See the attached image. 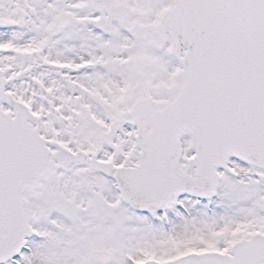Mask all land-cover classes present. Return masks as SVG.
<instances>
[{
	"label": "rangeland",
	"instance_id": "rangeland-1",
	"mask_svg": "<svg viewBox=\"0 0 264 264\" xmlns=\"http://www.w3.org/2000/svg\"><path fill=\"white\" fill-rule=\"evenodd\" d=\"M172 1L48 0L36 8L31 0H0L5 91L28 107L34 125L40 128L47 119L60 123L54 139L75 140L92 156L86 166L69 174L53 172L42 190L25 193L36 235L34 253L22 256L21 264H41L37 246L47 264H129L128 256L162 261L182 252L229 253L235 240L264 224V215L255 220L260 223H249L256 213L251 203L259 201L253 195L255 170L237 161H231L232 176L220 174L213 198L199 205L184 195L180 201L190 217L165 230L118 199L113 173L137 157L128 110L143 96L157 103L169 100L179 82L174 39L162 27ZM60 14L71 24L57 31L52 21ZM16 51L32 52L33 59L20 61ZM86 62L88 68L74 71ZM182 140L188 157L192 140L188 135ZM56 150L51 148L52 158ZM41 237L48 241L39 242Z\"/></svg>",
	"mask_w": 264,
	"mask_h": 264
},
{
	"label": "water",
	"instance_id": "water-1",
	"mask_svg": "<svg viewBox=\"0 0 264 264\" xmlns=\"http://www.w3.org/2000/svg\"><path fill=\"white\" fill-rule=\"evenodd\" d=\"M44 1L32 3L40 7ZM69 24L60 15L53 26ZM163 29L175 39L180 82L169 101L156 104L145 97L134 105L130 116L140 163L114 174L122 200L140 211L168 205L187 187L197 196L213 195L218 170L231 172V158L264 170V0H174ZM16 55L32 58L26 52ZM4 84L0 71V264L32 235L23 194L40 190L53 169L70 172L89 161L84 153L66 150L57 154V164L51 161L46 141L29 124L27 107L5 94ZM3 104L14 110V118ZM182 134L191 136L195 149L185 171L179 167ZM231 253H190L138 264H264V235L235 243Z\"/></svg>",
	"mask_w": 264,
	"mask_h": 264
},
{
	"label": "flooded vegetation",
	"instance_id": "flooded-vegetation-1",
	"mask_svg": "<svg viewBox=\"0 0 264 264\" xmlns=\"http://www.w3.org/2000/svg\"><path fill=\"white\" fill-rule=\"evenodd\" d=\"M58 125H60V123L58 122H54V121H48V119L46 121H43V123L41 124V133L42 135L48 140V144L50 146V148H57L56 151H58L59 149L61 148H67L71 151H79V150H83V151H87L89 152V150L87 148H83L81 146H77L76 145V142L75 140H72V139H68V140H63V143L61 142L60 139H54V136H53V129L55 127H58ZM83 125L86 127V128H89L90 126V123H83ZM84 127V128H85ZM53 137V138H52ZM137 157H138V152H137ZM184 157V156H183ZM183 161V159L181 160V162ZM99 163L103 164L105 163L107 165V161H103V159H99L98 161ZM255 177H256V173H254ZM256 180V184H255V187H254V192H253V195H254V200H256L258 198V202L255 201V203H251V211H255L257 213V209L259 211V215L257 216L256 213L254 214H251V218L249 219V223H260V222H257L255 220L259 219L258 217L260 215H264V209L263 211L261 212L259 210V207L261 206H264V182L260 181L259 179L257 178H254ZM255 224L252 226L254 227ZM264 233V224L261 225V228H255L253 230V232L248 236V237H251L254 233ZM243 239V238H241ZM48 239L46 241L44 240H39V242H47ZM35 252H36V255L38 257V260L41 264H47L48 261H47V256L45 255H42V251L41 249H39V246H37L35 248ZM47 261V262H46Z\"/></svg>",
	"mask_w": 264,
	"mask_h": 264
},
{
	"label": "bare ground",
	"instance_id": "bare-ground-1",
	"mask_svg": "<svg viewBox=\"0 0 264 264\" xmlns=\"http://www.w3.org/2000/svg\"><path fill=\"white\" fill-rule=\"evenodd\" d=\"M161 238V237H160ZM33 253V251L32 250H30V253H29V255H31Z\"/></svg>",
	"mask_w": 264,
	"mask_h": 264
}]
</instances>
